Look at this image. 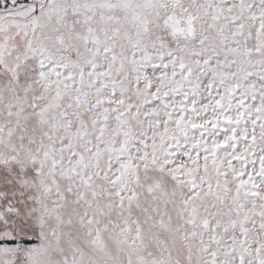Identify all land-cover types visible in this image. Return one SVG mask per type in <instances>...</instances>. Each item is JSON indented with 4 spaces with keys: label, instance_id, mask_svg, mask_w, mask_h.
Masks as SVG:
<instances>
[{
    "label": "snow or ice",
    "instance_id": "snow-or-ice-1",
    "mask_svg": "<svg viewBox=\"0 0 264 264\" xmlns=\"http://www.w3.org/2000/svg\"><path fill=\"white\" fill-rule=\"evenodd\" d=\"M0 264H264V0H0Z\"/></svg>",
    "mask_w": 264,
    "mask_h": 264
}]
</instances>
